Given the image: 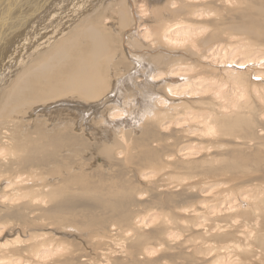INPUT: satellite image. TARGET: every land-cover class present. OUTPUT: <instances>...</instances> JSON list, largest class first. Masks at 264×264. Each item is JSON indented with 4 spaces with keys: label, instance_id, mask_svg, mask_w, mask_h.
Returning a JSON list of instances; mask_svg holds the SVG:
<instances>
[{
    "label": "bare ground",
    "instance_id": "bare-ground-1",
    "mask_svg": "<svg viewBox=\"0 0 264 264\" xmlns=\"http://www.w3.org/2000/svg\"><path fill=\"white\" fill-rule=\"evenodd\" d=\"M0 264H264V0H0Z\"/></svg>",
    "mask_w": 264,
    "mask_h": 264
}]
</instances>
